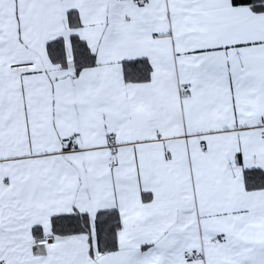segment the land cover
Segmentation results:
<instances>
[{"label":"snow or ice","instance_id":"6c2138e0","mask_svg":"<svg viewBox=\"0 0 264 264\" xmlns=\"http://www.w3.org/2000/svg\"><path fill=\"white\" fill-rule=\"evenodd\" d=\"M0 264H264V0H0Z\"/></svg>","mask_w":264,"mask_h":264}]
</instances>
